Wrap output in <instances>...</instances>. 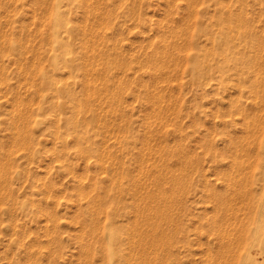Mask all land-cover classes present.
<instances>
[{
	"label": "rangeland",
	"instance_id": "obj_1",
	"mask_svg": "<svg viewBox=\"0 0 264 264\" xmlns=\"http://www.w3.org/2000/svg\"><path fill=\"white\" fill-rule=\"evenodd\" d=\"M260 242L264 0H0V264Z\"/></svg>",
	"mask_w": 264,
	"mask_h": 264
},
{
	"label": "bare ground",
	"instance_id": "obj_2",
	"mask_svg": "<svg viewBox=\"0 0 264 264\" xmlns=\"http://www.w3.org/2000/svg\"><path fill=\"white\" fill-rule=\"evenodd\" d=\"M260 225V224H259ZM113 227V226H112ZM111 229V228H110ZM261 229V227H258V232H259V230ZM112 230H113V228H112ZM117 230V229H116ZM111 231V230H110ZM109 231V232H110ZM111 233V232H110ZM257 233V232H256ZM256 236V235H255ZM256 239V238H255ZM257 240V239H256ZM260 247H262V249H264V242H260Z\"/></svg>",
	"mask_w": 264,
	"mask_h": 264
}]
</instances>
